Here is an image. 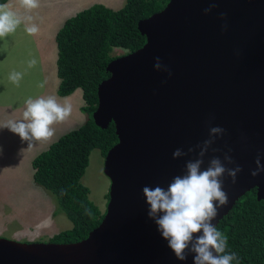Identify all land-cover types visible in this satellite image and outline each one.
Here are the masks:
<instances>
[{"label":"water","instance_id":"water-1","mask_svg":"<svg viewBox=\"0 0 264 264\" xmlns=\"http://www.w3.org/2000/svg\"><path fill=\"white\" fill-rule=\"evenodd\" d=\"M137 28L145 43L108 63L91 115L100 129L113 123L117 137L104 156L109 189L99 225L75 243L0 239V264H193L194 254L175 259L142 189H166L206 139L214 142L202 167L228 153L235 164L225 166L242 169L235 184L224 176L229 202L212 224L253 189L264 199V172L250 175L258 155L264 166V0H168ZM156 57L167 71L154 70ZM217 126L224 134L210 137ZM177 148L195 151L173 159Z\"/></svg>","mask_w":264,"mask_h":264},{"label":"trees","instance_id":"trees-1","mask_svg":"<svg viewBox=\"0 0 264 264\" xmlns=\"http://www.w3.org/2000/svg\"><path fill=\"white\" fill-rule=\"evenodd\" d=\"M8 1L0 0V5ZM167 2L126 0L118 10L95 4L66 19L56 34L57 94L65 97L80 89L85 122L59 137L32 161L34 183L56 200L57 213L72 224L50 242H78L103 217L104 212L89 199V189L81 183L91 152L97 149L104 157L117 142L113 123L100 129L91 118L97 87L109 76L106 67L115 59L112 49L133 52L141 48L145 37L138 31V22L162 10ZM216 227L227 237L226 251L238 257L233 264H264V199H256L255 189L243 195Z\"/></svg>","mask_w":264,"mask_h":264},{"label":"clouds","instance_id":"clouds-1","mask_svg":"<svg viewBox=\"0 0 264 264\" xmlns=\"http://www.w3.org/2000/svg\"><path fill=\"white\" fill-rule=\"evenodd\" d=\"M23 4L28 8H36L38 0H23ZM214 7L215 5H211L204 9V14L210 13ZM225 15L221 13L220 19L223 20ZM20 23L21 19L15 12L6 10L5 5H0V38L14 32ZM226 27V24L222 25V30H226ZM28 30L35 33L37 28L32 26ZM35 64V59L30 61V66ZM154 70L167 71L159 57L155 58ZM21 78V73L14 72L10 75L14 83H19ZM71 111L70 104L59 103L55 96L35 100L28 98L24 119L10 121L5 127L18 135L22 141L29 142L30 147L33 141L50 139L54 135L53 126L64 121ZM224 131L219 126L211 127L209 135L210 137L223 135ZM213 142L212 139H206L198 156L186 161L184 174L174 176L166 189L160 185L155 187L146 185L142 189L148 206V218L154 221L162 239L167 241V247L178 261H185L189 254H194L193 264H233V261L238 259L235 253L226 251L227 237L217 230L212 221L217 217L219 209L226 207L229 202L228 194L224 190V176L227 175L235 184L242 169L239 165L232 168L225 166V162L235 164L228 153L224 155L223 160L218 156L212 157L207 167H202L204 165L202 157ZM194 151L195 148H189L186 153L177 148L172 156L176 159ZM255 164V170L250 173L252 177L264 172L259 155ZM198 233L200 235H197Z\"/></svg>","mask_w":264,"mask_h":264},{"label":"rangeland","instance_id":"rangeland-1","mask_svg":"<svg viewBox=\"0 0 264 264\" xmlns=\"http://www.w3.org/2000/svg\"><path fill=\"white\" fill-rule=\"evenodd\" d=\"M41 3V0H38ZM126 0H43V10L50 14L59 15L62 25L64 21L76 13L85 10L95 4L103 5L111 10H118ZM5 6L15 12L21 19V23L12 33L0 38V79L6 78L7 82L14 85L10 75L22 70L28 74L22 75L24 88L14 90L15 94H27L37 88L41 78L48 77V70L54 69L52 59H47L40 43L51 42L55 44L54 37L49 36L46 40H40V32H29V26L34 23L33 15L37 14L23 4V0H9ZM30 12V15H27ZM39 14V13H38ZM62 25H60L62 27ZM60 27V28H61ZM59 28V27H58ZM127 53L121 48H113L111 56L114 58ZM36 60L34 66L30 61ZM43 63L47 69L43 68ZM57 78V77H56ZM3 88L0 86V89ZM42 90H38L35 99L43 96ZM81 95V90H76ZM84 104V102H83ZM0 108L2 106L0 105ZM26 108V106H25ZM25 108L22 111H25ZM5 113V111H4ZM85 116V115H84ZM85 122V117L82 119ZM2 119L0 115V126ZM77 128V127H76ZM1 136V133H0ZM0 141V239H6L18 243H46L63 231L72 228L71 222L60 213H57L56 200L33 181L29 171L20 167L14 160V156L5 148L1 147ZM104 157L100 151L94 149L89 156V163L81 179V183L89 189V199L102 211H105L109 180L103 173ZM21 169V171H20ZM30 172L32 169L30 168Z\"/></svg>","mask_w":264,"mask_h":264},{"label":"crops","instance_id":"crops-1","mask_svg":"<svg viewBox=\"0 0 264 264\" xmlns=\"http://www.w3.org/2000/svg\"><path fill=\"white\" fill-rule=\"evenodd\" d=\"M42 4L43 0H41V3L38 1V7L32 9L37 14L32 16L34 23H31L29 27L31 28L32 26H35L37 28L40 32V40H46L49 37L46 36L44 32L50 34V37H54L55 40L56 34L61 27L60 25H62L61 21H58L60 20V17L59 15L56 16L55 14L45 12ZM6 10H10V8L7 6ZM27 15H30V12H28ZM40 44L44 49L43 55H45L49 60L52 59V62L55 61V65L53 62L55 70L49 69L48 77L41 78L40 83L43 84V87H41L40 84L37 88L32 89L27 96H23L22 94H15L14 90L29 89V87L24 88V79L21 78L19 80V85L7 82L6 78L0 79V86L3 87L0 89V105L2 106V108H0V115L2 119V125L0 126L1 147H5L11 155L14 156L15 162L20 164V167L25 169L26 172L29 171L28 177L30 175L33 177V159L43 151L47 150V148L59 137L80 127L83 124L82 119L85 117L81 111V108L83 107L82 92L80 97L75 93V91L65 97H61L57 94L59 79L56 78V42L53 46L51 42H42ZM43 68L47 69L44 63ZM21 70L22 75L28 74V72L23 71V69ZM38 90H42V97L46 98L48 96H55L58 98L59 103L70 104L72 111L64 121L58 122L53 126L54 135L50 139L47 141H33L29 147V142L22 141L18 135L11 132L7 127H5V125L10 121H20L24 119V111H22V109L25 108L28 98H35V94ZM30 168L32 169V172H30Z\"/></svg>","mask_w":264,"mask_h":264}]
</instances>
